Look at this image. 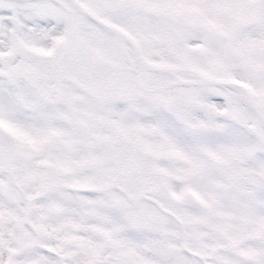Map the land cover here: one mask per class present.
<instances>
[{
    "label": "snow or ice",
    "instance_id": "snow-or-ice-1",
    "mask_svg": "<svg viewBox=\"0 0 264 264\" xmlns=\"http://www.w3.org/2000/svg\"><path fill=\"white\" fill-rule=\"evenodd\" d=\"M0 264H264V0H0Z\"/></svg>",
    "mask_w": 264,
    "mask_h": 264
}]
</instances>
